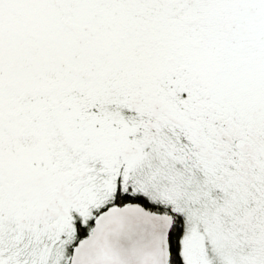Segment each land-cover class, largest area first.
<instances>
[{
    "label": "snow or ice",
    "instance_id": "obj_1",
    "mask_svg": "<svg viewBox=\"0 0 264 264\" xmlns=\"http://www.w3.org/2000/svg\"><path fill=\"white\" fill-rule=\"evenodd\" d=\"M0 264H264V0H0Z\"/></svg>",
    "mask_w": 264,
    "mask_h": 264
}]
</instances>
